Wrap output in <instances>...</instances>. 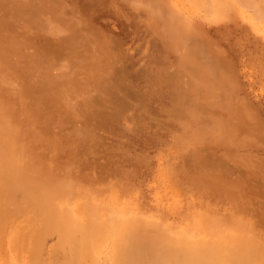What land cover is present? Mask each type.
<instances>
[{
	"label": "rangeland",
	"instance_id": "obj_1",
	"mask_svg": "<svg viewBox=\"0 0 264 264\" xmlns=\"http://www.w3.org/2000/svg\"><path fill=\"white\" fill-rule=\"evenodd\" d=\"M245 12L223 0H0L3 101L33 156L8 163L25 170V196L91 203L108 225L141 216L190 241L264 246V33ZM34 213L3 216V264L54 260V235L35 256L8 249Z\"/></svg>",
	"mask_w": 264,
	"mask_h": 264
},
{
	"label": "bare ground",
	"instance_id": "obj_2",
	"mask_svg": "<svg viewBox=\"0 0 264 264\" xmlns=\"http://www.w3.org/2000/svg\"><path fill=\"white\" fill-rule=\"evenodd\" d=\"M223 1L232 3L243 13L245 10H250L252 15L249 14V18L252 16L251 20L256 24L255 27L259 25L264 33V0ZM56 31L59 30L56 29ZM8 87L0 79V240L2 241L6 235L7 226L4 227L3 224L8 223H4L2 219L5 215H8L7 219L17 215L26 218L27 215L36 212L41 220L49 213L56 217V224L52 228L46 226L41 220L38 223L28 221L35 220L33 218L25 220L23 232L16 230L13 225L14 228L11 227L10 230L13 231L12 237H14L9 239L7 236V239L12 241L8 249L27 250L35 256V251L44 247V237L54 235L55 241L57 239L54 245L55 258L52 261L51 257L49 264H99L102 254L106 256L102 264H264V246L258 240L242 241L234 238L235 241L231 240L232 243H227L228 241L224 243L222 240L221 242L218 240L190 241L171 233L158 222L148 223L149 220L146 222L141 216H134L123 225L117 223L108 225L102 217L106 214L104 215V212H100L101 210L91 203H80L72 207L70 212L63 210V207H55V203L54 207L48 206V200H30L25 196V191L29 188L24 176L25 170L22 171L8 164L10 158H33L32 155L28 156L24 153L25 138H20L18 135L17 123L10 115L8 105L3 101L10 99L13 95L11 92L13 90ZM68 182L67 184H70L71 181ZM66 186L68 188V185ZM69 188L72 189V187ZM64 192L67 191L64 190ZM70 192L69 190L68 193ZM70 194L67 195L69 199ZM26 221L30 222L31 226L27 225ZM8 233L10 235V232ZM18 250L14 252V255L15 253L17 255ZM17 256L19 260L21 256V258L24 257V254L21 252ZM33 259L31 264H42L40 257L41 262L36 257ZM26 260L21 261L26 262ZM21 261L19 260L18 264H21Z\"/></svg>",
	"mask_w": 264,
	"mask_h": 264
}]
</instances>
